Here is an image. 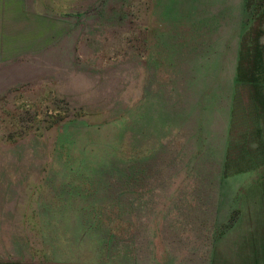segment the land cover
<instances>
[{
  "label": "rangeland",
  "instance_id": "1",
  "mask_svg": "<svg viewBox=\"0 0 264 264\" xmlns=\"http://www.w3.org/2000/svg\"><path fill=\"white\" fill-rule=\"evenodd\" d=\"M26 2L0 264H264V0Z\"/></svg>",
  "mask_w": 264,
  "mask_h": 264
},
{
  "label": "crops",
  "instance_id": "2",
  "mask_svg": "<svg viewBox=\"0 0 264 264\" xmlns=\"http://www.w3.org/2000/svg\"><path fill=\"white\" fill-rule=\"evenodd\" d=\"M35 14L38 27L40 14L34 11L32 4L26 0H0V84L7 78L2 73L10 62L25 60L26 53L40 52V29L35 34L32 21Z\"/></svg>",
  "mask_w": 264,
  "mask_h": 264
},
{
  "label": "trees",
  "instance_id": "3",
  "mask_svg": "<svg viewBox=\"0 0 264 264\" xmlns=\"http://www.w3.org/2000/svg\"><path fill=\"white\" fill-rule=\"evenodd\" d=\"M107 3V5H110V9H111V5H114L113 0H103Z\"/></svg>",
  "mask_w": 264,
  "mask_h": 264
}]
</instances>
